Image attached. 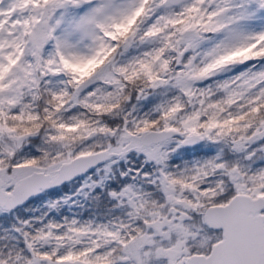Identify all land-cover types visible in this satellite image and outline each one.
I'll return each instance as SVG.
<instances>
[{
    "label": "snow or ice",
    "instance_id": "6c2138e0",
    "mask_svg": "<svg viewBox=\"0 0 264 264\" xmlns=\"http://www.w3.org/2000/svg\"><path fill=\"white\" fill-rule=\"evenodd\" d=\"M0 264H264V0H0Z\"/></svg>",
    "mask_w": 264,
    "mask_h": 264
}]
</instances>
